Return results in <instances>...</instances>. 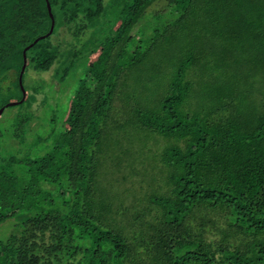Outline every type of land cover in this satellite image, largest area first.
I'll return each mask as SVG.
<instances>
[{"label": "trees", "instance_id": "obj_1", "mask_svg": "<svg viewBox=\"0 0 264 264\" xmlns=\"http://www.w3.org/2000/svg\"><path fill=\"white\" fill-rule=\"evenodd\" d=\"M50 3L23 85L29 66L80 79L59 127L31 125L24 85L26 112L0 131V227L18 229L0 264H264V0ZM50 27L46 0H0V90L18 101L23 51ZM146 65L144 102L124 85ZM130 130L155 139L152 170L115 145Z\"/></svg>", "mask_w": 264, "mask_h": 264}, {"label": "rangeland", "instance_id": "obj_2", "mask_svg": "<svg viewBox=\"0 0 264 264\" xmlns=\"http://www.w3.org/2000/svg\"><path fill=\"white\" fill-rule=\"evenodd\" d=\"M162 4L163 3L155 4L150 8V10L152 11V10L162 9L163 7ZM72 38L73 37L71 34L69 35L66 31H61V33L55 39L56 40L62 39L66 42H69L70 40H72ZM162 66H163L162 70L166 74L165 76H172V66L167 64V62ZM153 73L154 72L148 65L136 67L132 75L126 76V79L128 81L124 85L125 87L124 91H126L127 94H131L133 96L138 95L140 96L139 98L141 100L147 102L146 100L151 97L150 92L147 90L140 89L141 87L139 86L137 87V83L138 80L140 79L141 83L145 81L147 85L150 87L152 83L151 79ZM79 74H80L79 70L72 71L71 74L67 76V78L64 81L61 82V79L59 76L56 75L54 68H52L49 71H43V70H36L32 66H29L24 79V85L29 94L35 90L34 87H37L38 89V91L35 93L36 100L34 101L32 107L30 108V110L33 111L34 116L40 118V116L49 117L51 116V114H53L58 120L57 123L59 127L61 124L60 119L63 116H65L66 110L68 108V101L70 97L73 95L75 88L77 87L78 81L80 79ZM10 76H11L10 80L15 79V75L13 73H11ZM7 84L8 82L5 84L4 88L0 90V105L5 102H6L5 104H7L9 102L18 101L19 92L17 91V88H15V84L10 86ZM149 94L150 96H148ZM27 105L28 104L26 102L25 106H21V105L10 106L6 108L3 114L0 116V131L5 133L6 135L5 138L9 137V131L11 132V129H13L14 122L18 117V115L22 114L23 112H26ZM37 118L31 121L32 122L31 125L34 128L39 126V124L41 125L40 121L42 122L43 119V117L40 118L38 122ZM41 128L42 127H40L39 131L45 132L46 128L44 129ZM123 134L125 136L124 135L117 136L115 145H118L120 139L123 138L121 142L122 145L126 146V148H128L127 150L133 153V158H134L133 165H135L136 168H140L142 166H146L147 164L148 165L150 164V168L152 170L151 163L149 162L152 160L151 154L147 155L146 152L147 150H145L142 153L141 149L142 147L148 149L150 148L149 146H156V142L154 141L155 139L149 138L148 142L146 143V141L144 140L145 135L139 134L137 132H133L132 130ZM161 140L162 139H160L159 141L161 142ZM162 143H164V140L162 141ZM7 144H10L11 147H6L5 149L2 148L1 150V152H3L2 153L3 155L5 153V156L6 153L15 152L14 146H17L16 141H14V139L12 138L8 139ZM44 151H45V145L41 144V149H39L38 152L42 154L44 153ZM147 172L151 174L150 171ZM154 174L155 173H153V175ZM132 180H138V179H132ZM134 196L138 198L142 197L143 191L142 190L135 191ZM12 223L13 220H9L1 225L0 238L2 239L7 238L8 235H10L13 231L18 230L16 229V227H11Z\"/></svg>", "mask_w": 264, "mask_h": 264}, {"label": "water", "instance_id": "obj_3", "mask_svg": "<svg viewBox=\"0 0 264 264\" xmlns=\"http://www.w3.org/2000/svg\"><path fill=\"white\" fill-rule=\"evenodd\" d=\"M46 3H47V7H48V12H49V15L51 17V27H50V30L44 34V35H41L40 37L36 38L32 43H30L28 46L25 47L24 51H23V65H22V68H21V71H20V74H19V83L21 85V88L23 90V98L20 100V101H15V102H9L7 104H5L3 107H1L0 109V116L3 114L4 110L10 106H13V105H16L18 103H21L25 100L26 98V95H27V92L24 88V85H23V75H24V72H25V69L28 65V58H27V51L34 45L36 44L37 42H39L40 40L44 39V38H47L48 36H50L53 31H54V28H55V17H54V14H53V11H52V6H51V3H50V0H46Z\"/></svg>", "mask_w": 264, "mask_h": 264}]
</instances>
